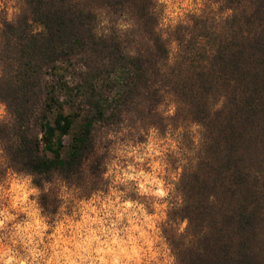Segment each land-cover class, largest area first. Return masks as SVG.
<instances>
[{"label": "trees", "instance_id": "obj_1", "mask_svg": "<svg viewBox=\"0 0 264 264\" xmlns=\"http://www.w3.org/2000/svg\"><path fill=\"white\" fill-rule=\"evenodd\" d=\"M101 2L118 13L125 0H23L2 21L0 147L37 170L71 169L121 112L140 105L151 119L163 90L185 127L203 128L198 162L178 185L192 237L188 247L177 244L179 264H264V0H227L234 16L215 25L197 19L187 42L177 29L182 54L171 67L146 0L127 5L143 17L135 57L126 54L130 41L96 36Z\"/></svg>", "mask_w": 264, "mask_h": 264}, {"label": "clouds", "instance_id": "obj_2", "mask_svg": "<svg viewBox=\"0 0 264 264\" xmlns=\"http://www.w3.org/2000/svg\"><path fill=\"white\" fill-rule=\"evenodd\" d=\"M127 5L116 13L98 3L94 31L130 41L126 54L135 57L143 17ZM144 8L169 67L182 54L177 29L187 42L197 19L215 25L234 16L227 0H146ZM160 95L151 119L142 118L145 109L137 105L101 126L92 153L71 169L37 170L0 147V264H179L177 244L188 247L192 237L188 218L179 215L185 200L178 185L189 163L198 162L203 128L185 127L176 101L163 90ZM223 103L220 97L211 110ZM4 108L0 104V117Z\"/></svg>", "mask_w": 264, "mask_h": 264}, {"label": "rangeland", "instance_id": "obj_3", "mask_svg": "<svg viewBox=\"0 0 264 264\" xmlns=\"http://www.w3.org/2000/svg\"><path fill=\"white\" fill-rule=\"evenodd\" d=\"M23 7V0H0V26L2 21L8 20L9 10L11 9V20L14 19L21 11ZM36 29L38 28L36 25L34 26ZM0 104H2L0 102ZM3 105V104H2ZM4 115L0 117V120L5 119L7 117L6 109L4 108Z\"/></svg>", "mask_w": 264, "mask_h": 264}]
</instances>
